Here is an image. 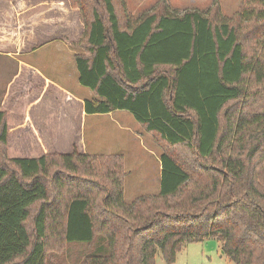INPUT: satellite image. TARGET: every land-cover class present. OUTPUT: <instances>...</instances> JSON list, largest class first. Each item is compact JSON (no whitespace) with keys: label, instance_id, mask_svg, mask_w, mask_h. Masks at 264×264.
Masks as SVG:
<instances>
[{"label":"trees","instance_id":"1","mask_svg":"<svg viewBox=\"0 0 264 264\" xmlns=\"http://www.w3.org/2000/svg\"><path fill=\"white\" fill-rule=\"evenodd\" d=\"M19 1L31 3L25 17L78 20L70 45L81 50L78 83L93 97L78 100L48 82L28 105L23 126L33 130L29 110L46 106L41 120L53 139L62 113L72 112L69 133L58 137L64 151H15L9 136L27 99L0 109V264H45L52 242L89 247L82 264H155L157 251L173 264L183 245L208 239L234 264H264V111L240 106L255 92L264 97V45L259 54L247 46L248 34L253 45L264 38V0H240L230 18L217 0L180 13L160 1L137 18L122 0H49L41 12L39 0ZM17 2L0 0L9 50L17 48ZM49 40L30 36L22 50ZM115 110L164 147L156 194L126 202L123 156L84 152L81 115Z\"/></svg>","mask_w":264,"mask_h":264},{"label":"rangeland","instance_id":"2","mask_svg":"<svg viewBox=\"0 0 264 264\" xmlns=\"http://www.w3.org/2000/svg\"><path fill=\"white\" fill-rule=\"evenodd\" d=\"M31 0H24V2ZM34 1V0H33ZM130 17L137 18L145 12H149L158 6L160 1H164L167 7L180 13L184 10L198 9L207 11L212 8L213 0H122ZM222 15L230 18L237 11L240 0H217ZM52 3L49 0H39L36 8L46 11ZM58 5V3H56ZM31 3L18 11L20 15L25 16ZM34 8V9H36ZM24 9V10H23ZM56 10V9H52ZM53 13L54 11H50ZM44 14H40L43 16ZM70 19H75L70 15ZM257 45L251 42L253 37L247 35L248 51L253 52L258 47L257 54L261 53V45H264V38H260ZM263 41V42H262ZM55 42L43 45L39 49L20 58L31 62L37 67L45 68V73H50L54 79L61 84L74 80L75 94H80L85 99L93 97L92 92L83 86H80L76 80V66L71 60L68 62V56L65 58L60 51L53 50ZM60 45L62 42L56 41ZM64 46V45H63ZM255 46V47H253ZM64 51L63 47H60ZM75 53L81 50L70 45ZM69 48V49H70ZM66 59V60H64ZM2 63H4L2 61ZM44 72V71H43ZM73 77V79H72ZM240 102V106L245 105L246 111H264V97L255 92L248 100ZM84 143L85 153L98 155L120 154L124 160V189L123 197L126 202H130L138 196L156 194L159 189L158 176L160 174V154L164 147L160 145L153 134L146 132L142 126L127 111L115 110L112 115L88 114L84 124ZM175 151V149H174ZM179 153H178V152ZM176 153L184 155V149H177ZM181 156V155H179ZM29 222V221H28ZM30 228V223H28ZM52 249L47 251L45 264H82L83 256L89 251V247L84 244L57 245L52 242ZM155 264H166L162 258L161 252L157 251L155 255ZM173 264H234L221 253L220 243L214 239H208L202 242H190L181 247L176 253Z\"/></svg>","mask_w":264,"mask_h":264},{"label":"crops","instance_id":"3","mask_svg":"<svg viewBox=\"0 0 264 264\" xmlns=\"http://www.w3.org/2000/svg\"><path fill=\"white\" fill-rule=\"evenodd\" d=\"M19 2L20 1L18 0V6L21 8L22 3ZM0 19L2 18L0 17ZM17 26V37L14 39L17 47L16 50H9L7 41H3L0 38V109L8 108L10 111H14L15 109L13 108V105H19L27 99L20 107L23 114L16 116V119H18L16 121L17 125L9 136V145L12 146L15 151L22 153L23 155H29L32 151H39L41 146L47 150L51 149V151H64L65 149H63L58 137L62 134L69 133V125H72L71 122H74L72 121V112L69 111V117L66 118L63 117L64 112L62 113L60 116L58 131L55 135V139H53L51 132L41 120V118H47L46 114L49 110L46 106H34L29 110V117L31 120L29 117L28 119L33 127V130L23 126L24 118L28 116L26 115L28 105L37 99V94L35 93L48 82L62 89L69 96H72L75 99L83 100L85 98H82L83 96L80 94H75V89L78 87L75 86L74 80L70 84L68 82L66 83V81L64 84H61L54 79L50 73H45V68L40 66L37 67L31 62L23 60L20 57L21 55L34 52L43 45L55 42L52 43L54 44L53 50L56 52L61 50L60 52L64 54L65 58L68 56V62L71 60L74 62L75 52L70 48V42L75 41L79 37L80 27L78 20L40 17L37 14H33L29 17L17 16ZM57 33L65 36V39L61 40L59 38H54ZM26 35L29 36L24 38ZM30 36L31 39L41 36L52 40H49L41 46L26 52L22 49ZM56 41L62 42L64 46L56 43ZM60 47H63L64 51H62ZM2 61L4 63H2ZM30 70L35 71L39 75L34 74ZM29 94L33 96V99L29 97ZM68 108L70 107L68 106ZM112 112L113 111L106 113L105 115H112ZM86 117L87 114L81 115L82 136L80 141L83 145V149H85L83 130ZM67 122H69V124Z\"/></svg>","mask_w":264,"mask_h":264}]
</instances>
